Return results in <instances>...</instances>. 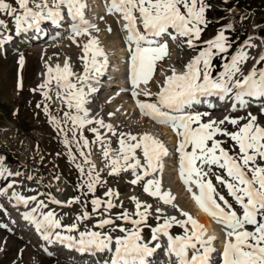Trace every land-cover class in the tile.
Returning a JSON list of instances; mask_svg holds the SVG:
<instances>
[{"label": "snow or ice", "instance_id": "1", "mask_svg": "<svg viewBox=\"0 0 264 264\" xmlns=\"http://www.w3.org/2000/svg\"><path fill=\"white\" fill-rule=\"evenodd\" d=\"M15 2L18 9L5 0H0V13L14 19L17 34L32 29L38 31L43 21L57 24L65 18L62 13L66 10V16L72 22L68 37L72 43L80 47L76 38L88 37L87 42L82 45L83 55L79 57L83 62V73L77 75L68 59H65L62 66L57 64L52 67L46 64L47 70L42 83L32 91L40 90L45 100L43 110L48 115L49 122L64 133L62 143L81 176L77 187L84 197L92 194L93 198L82 203L81 196L61 201L50 192L24 195L16 190L18 181L15 179L8 182L6 187H0V195L7 196L11 190L9 199L14 201L13 207L19 208L22 205L27 209L21 213L22 219L34 227L41 239L49 243L59 242L80 252H110L111 256L105 264H146V257L161 248L159 242L153 247L149 243L159 241L161 237L166 238V252L174 258L172 264H217V261L219 264H264V125L259 120V116H264V106L260 107L259 116L249 111L246 116L241 117L225 114L222 118H213L208 111L194 110L195 105L215 109V100L228 104V112H235L238 108L247 109L253 100H264V67H257L264 61V51L258 58L250 56L247 49L256 47L251 43L252 37L247 38L230 56L228 53L232 42L225 32L233 28L231 23L221 27L214 37L201 42L204 27L209 23L205 13L210 5L205 0H110L106 4L107 13H119L124 21L128 80L133 98L138 95L136 89L141 84L147 85L152 79L157 62L168 55V42L164 37L172 41L183 38L187 48L195 50V54L184 65L182 73H177L172 68L171 75L165 77L158 92H143L146 97L155 95L154 102L136 100V104L143 116L170 128L175 134L177 172L185 190L198 208L222 227L223 249L217 256V249L214 247L216 237L208 235L201 223L189 212L183 211L175 203L176 196L163 191L161 180L155 177L156 173L163 171V158L170 156L164 142L149 133L117 134L111 124L89 117L86 107L88 95L95 91L90 81L97 80L102 74L107 67L108 58L98 39L91 34L90 30L99 29L85 18L87 5L84 0ZM0 26L7 30L4 20H0ZM108 31L111 32V28ZM10 38L4 36L3 40ZM217 57L222 61L221 70L213 75L217 67L213 60ZM249 59H255V63L245 74L243 69ZM19 64L23 66V56L19 58ZM21 86L18 80L17 89ZM53 88L56 98L67 108L62 118L51 115L49 111L47 101L52 99L50 93ZM36 107L40 108L41 105L38 103ZM204 117L209 118L204 120ZM61 124L64 127H60ZM89 125L99 126L87 128L95 135L91 142L84 136L86 126ZM225 125H232L236 130L229 131ZM100 128L118 136V148H111L110 142L99 131ZM68 132L71 133V138ZM218 137H225L233 142L231 149H226L223 146L226 140ZM91 144L100 145L109 175L130 172L133 177L130 184H142L143 193L171 206L183 218L166 214L164 209L155 207L158 223L151 227L147 220L152 215L153 205L131 196L129 200L134 205V211L123 209L113 219L111 210L123 208V201L116 203L119 193L111 188L103 194L107 199L95 197L97 186L102 181L90 158ZM73 146L82 158L81 162H76ZM214 168L220 171L214 172ZM22 175L19 171L9 170L3 157H0V179L8 180L9 177ZM212 176L227 195L213 183ZM26 179L33 180V177L28 175ZM57 191L61 189L57 188ZM40 196L46 197L48 203L39 199ZM49 203L64 207L81 204V212L75 216L73 223L65 225L55 211H45ZM88 203L92 207L91 213L87 211ZM101 208L103 213H100ZM94 214L101 215L102 218L92 228L80 230V223L92 219ZM117 220L123 223L117 224ZM125 224L131 227H125ZM107 226H112V231L118 230L122 235L113 237L109 232L103 231ZM173 226L180 227L182 233L171 234ZM7 227L0 223V228ZM144 227H150L149 242H145L142 236Z\"/></svg>", "mask_w": 264, "mask_h": 264}, {"label": "rangeland", "instance_id": "2", "mask_svg": "<svg viewBox=\"0 0 264 264\" xmlns=\"http://www.w3.org/2000/svg\"><path fill=\"white\" fill-rule=\"evenodd\" d=\"M84 1L87 2V0ZM99 1L100 6H97L94 14L95 16L93 15V18L90 21L92 24L96 25V28L99 29V31L91 30V32L97 35L102 41L104 38H106L109 41L122 39V41L124 42L125 35L123 26L120 23V14L118 15V13H107L106 2L109 0H106V2L104 1L105 3H103L102 0ZM5 2L18 9V5L16 4L15 0H5ZM205 3L210 5L205 13L206 19L209 21V23L207 24V27H204L203 25L201 26L204 27V31L201 35V42L214 37L221 27L228 25L231 20H234L235 22L233 25V30L231 29L225 32V35L228 36L229 40L232 42V48L229 50L228 55L230 56L232 53H234L236 49L247 38L252 37L251 43L255 44L256 47L247 50L251 57L258 58L257 56L260 50L263 48L264 51V0H227V2H225V0H205ZM29 6L31 7L32 5L30 4ZM181 10L183 11V9ZM0 20L5 21L7 30L12 29V24L14 23H12V21H14L12 17L7 16L5 13H0ZM68 22L72 23L71 21ZM65 25L66 27L61 30V32H59L58 36H54L52 34L46 35L45 33V35H43L41 39V42L39 41L40 43L36 39H34L33 42L36 45L34 43H27V45L26 43H21L19 46H15L11 45L12 42L9 43L10 41H8L7 45L0 43V157H3L4 164L9 168V170L13 171L18 168V171H20L23 175L25 174V179L28 175H31L33 177V180L26 179L25 181L21 182L19 190L21 188V191L23 193L34 195L38 192H50L53 196H55L56 199H59L61 201H67L70 198L81 196L83 203L85 201H90L93 198V195L89 194L87 197H84L81 190L77 187L81 182V176L76 168V163L69 159L68 150L62 143L64 139V133L60 132V130L56 126L49 122V117L43 110L45 100L41 95L40 90L32 91V89H37V86L42 83L44 79V73L47 70L46 64L54 67L53 63L50 64V61H47L48 55L41 54V52L39 51V47L37 46L51 47L52 45L51 49L55 52L58 49L57 44H59V41L67 40L72 43V41L68 38L70 35L71 24L67 23ZM109 28H111V32L108 31ZM7 30H5L4 27L0 26V35L3 34V31ZM256 33L259 38L256 36ZM251 34L254 36H251ZM16 37L17 36H15L14 34L12 36V39ZM79 39H82L83 43H85L87 42L88 37L81 36L79 37ZM167 42L168 48H172L174 46L175 49L179 51L178 55L182 56V59L184 60L190 59L195 54V50L188 49L187 46L183 43V38H178L174 43H170L168 40ZM82 45L83 44H81V46ZM68 52L72 55H76L75 61H78L75 62L72 70L77 75L83 73V62L79 59L80 55H78L79 47L74 48L73 50L69 49ZM82 53L83 52H81V54ZM21 56L24 57V64L22 67L19 64V58ZM160 62L161 61L157 62L152 77L157 75ZM221 63L222 61L219 57L213 60V64L217 66L214 73L221 70ZM254 63L255 59L248 60L243 69L245 74L252 68ZM257 67H264V61L257 65ZM104 77L105 76L101 77V82H103L102 80ZM158 77L155 78L156 81H154V83L156 84L153 83L152 86H150L146 91H149L151 93H156L159 91ZM111 79L115 80L113 77H111ZM18 80L22 85L19 90L17 89ZM73 82H75V80H73ZM118 82L119 80L114 81L112 84L103 83L104 85L101 86L102 88H100L98 92L100 94L99 96L103 97L102 103L104 105L101 106L99 104H96L94 108L103 109L105 107H108L106 106V101L111 100L112 93L116 92L115 87L116 85H118ZM117 90L119 91L120 88H118ZM130 91H132V89H130ZM118 93L122 94V90H120ZM50 95L52 96V99L47 101V103L51 115L56 116L57 118H62L63 112L67 111L66 106H64L62 102L56 98L55 88H53V91L50 93ZM117 96L118 95H116V97ZM127 99H130V97L127 96ZM155 99V95L146 97L143 94L141 96L142 102H154ZM119 102L121 104L123 103L122 100H119ZM38 103L41 105L40 108L36 107ZM108 111L106 114H102V117H104L106 123H108L110 120L111 123L108 124L114 126V124L116 125L118 122H120L118 128L124 127L121 132H131L132 134L137 135L138 126L132 122V117L128 113L127 116V114L125 113L126 109L123 111L124 113L122 112V114L120 115L118 114V112H115V115L119 118H113V120L107 118V115H109ZM204 111L207 110H201L200 112ZM208 112L211 113V116L214 115V112ZM248 112L249 111H237L232 112L229 115L233 117H241L246 116ZM250 112L253 115L259 116V109H253L250 110ZM93 114L96 115V113ZM96 117L98 116L96 115ZM208 118L209 117H204V120H207ZM259 120L260 123L264 125V116H259ZM243 122L246 121H241V123ZM225 126L229 131L236 130L232 125ZM60 127H64V125L61 124ZM91 127L99 126H86L84 136L90 142L95 139L94 133L87 130V128ZM103 129L104 128H100L99 131L110 142L111 148H118V136H113L112 133L108 132L106 129ZM67 134L69 138H71V133L68 132ZM7 136H10L11 140H7ZM218 139L226 140V143H224L223 146L226 149H231L233 142L227 140V138L225 137H218ZM174 150L175 147L172 151V161H176L178 159V155ZM85 151L87 152L88 149H85ZM73 153L77 156L76 162H81L82 158L79 157V154L75 151V146H73ZM137 154L140 155L139 152ZM94 156L98 158V162H101V164L103 163L104 168H107L105 167L106 161L102 157L101 147L99 144H91L90 158L91 161L96 165L97 163L94 162ZM96 170L100 173L102 183L97 186L96 192L94 194L95 197L107 199L103 195L104 192L107 191V181L111 180V182L113 181V183L118 184L117 193H119V199L116 200V203L119 204L120 201H123V208L116 207L111 210L110 215L113 219L115 218L116 214L123 211V209H127L129 212L134 211V205L129 200V197L131 196H136L137 198L142 197L147 201L149 200V202H151H148L149 204L155 205L157 207L159 205H163L165 209H168V212L166 214L176 215L178 218H182L180 217V214L176 212L171 206L164 205L157 198L150 197L147 194L143 193L142 184H130L129 181L132 179L130 172H122L119 175H110L108 176L110 179L106 181L105 178L107 177V175H105V170L109 172V169H105L103 173L100 170V166L96 165ZM213 171L219 172L220 170L214 168ZM221 174L223 173L221 172ZM57 177H59L58 180L56 179ZM155 177L161 180L163 191H169L174 194V196H176L175 203L177 205H179L180 203L184 204L181 208L182 210H184L183 207L187 205L188 202L190 203V201H188L189 199H186V197L183 196V187L178 182L173 181L174 179L172 180L169 177H164L161 172L156 173ZM211 178L213 180V183L216 184L215 177L212 176ZM10 179L11 177H9L8 180L2 179L6 182L5 184H2L0 182V187H6ZM60 180L64 182L63 198L61 197L60 191L53 189ZM30 182L33 184L30 185ZM33 185H36V188ZM216 186L221 192L227 195L226 191L220 185L216 184ZM27 188L36 191L25 192V189ZM128 188L130 189L129 192L127 190ZM121 195L124 196L121 197ZM39 199H43L45 200V203H48L46 197L44 196H40ZM229 201L232 202L230 198ZM155 206H153V209L151 210L152 215H150L147 220V224L151 227L156 226V224L158 223L155 218L157 215L154 211ZM47 209H52L53 211H55V213L59 217H62V222L65 225H68L70 224V217H72L75 212H81V204H74L70 207H64L61 205L49 203ZM91 210V204L88 203L87 211L91 213ZM100 213H103V208L100 209ZM100 218H102L101 215L94 214L92 219L84 222L87 223L90 228H92V226ZM0 223L6 224L8 226V217L7 219H5L4 211H2L1 209ZM116 223L121 224L123 222L117 220ZM124 226L131 227L127 224H125ZM249 229L251 230V226H249ZM94 230L100 231V229ZM104 230H107L105 232H109L113 237L122 234L118 230L112 231V226H107L105 229H103V231ZM8 231L9 227H7V229L0 228V242L3 239V236L7 235V237L9 238V240L1 243V250L3 251V255L0 256V264H68L66 260L61 256H50V252L42 253L41 251H39V249L35 248L34 245H39L40 240L35 243L34 240L25 237V234L24 236L23 234L16 233L15 231H9L10 233ZM170 232H172L173 234H181L182 229L178 226H173V228L170 229ZM150 234V227H144L142 230V236L145 241L149 240L148 238ZM28 245H32L34 247H31L33 253H31V256L29 258H27L25 251V247ZM68 262L69 264L73 263L71 261ZM217 263L219 264L218 261Z\"/></svg>", "mask_w": 264, "mask_h": 264}, {"label": "bare ground", "instance_id": "3", "mask_svg": "<svg viewBox=\"0 0 264 264\" xmlns=\"http://www.w3.org/2000/svg\"><path fill=\"white\" fill-rule=\"evenodd\" d=\"M87 1H89V4H88V6H89V10H88L89 16L93 17V15L95 14V10L97 9V6L98 7L100 6L99 5L100 1L99 0H87ZM84 2H86V1H84ZM109 2H110V0L107 1L106 4H108ZM64 14H66V11H64L62 13V15H64ZM87 14L85 12V18L90 21V19H89L90 17ZM118 15H119V13H118ZM68 19H69V21H71L70 18H68ZM13 22L14 21H12V23ZM120 23L123 26L124 21H123L122 18H120ZM47 24H49V21H43V22H41L40 28H39L38 31L35 30V29H32V30H29L27 32H21V33L17 34L16 31H15V24L13 23L12 24V26H13L12 29H9L7 31H3V34L0 35V41H2L0 43L7 45L8 44V41H10L9 43L12 42V45L19 46L21 44V43H19V40H22L23 42H25L26 45L29 42H30V44L34 43L33 42L34 39H36L38 42L39 41L41 42V38L42 37L40 36L41 35L40 34V30L44 26H47ZM137 24L139 25V20L137 21ZM54 29H52V31L54 33H56V31ZM252 31H255V30H252ZM14 34L17 37L12 39V36ZM91 34L98 39L100 47L103 48L104 52L107 55V58H108L107 67H108V69H106L107 68L106 67L105 70H103L102 74L100 75L101 77L105 76L103 78V80H102L103 82L100 81L102 78L99 77V76H98L97 80L90 81V84H91L92 88L95 89V91H92L88 95V103H87L86 107L88 108V111H89V117L90 118H93V119H102L105 122V119H104V117H102V114L103 113L106 114L107 111H108V108H109V111L108 112L109 113H112V115L111 116L107 115V118H109L111 120H113V118H116V119L119 118L118 116L115 115V112H118V114L120 115L126 109V112L125 113L126 114L128 113L132 117L131 118L132 122L135 125L138 126V129H137L138 130V133H137V135H141V134H144V133H149V134L153 135L154 137H156L158 139H161L164 142L165 146L169 150L170 156L163 158L164 168H163V171H160V172H161V174H163L164 177H169L172 180L174 179L173 181L178 182L183 187L184 192L182 194H183V196L186 197V199H189L188 201H190V203L188 202V204L183 207L184 208L183 211L189 212L199 223H201L204 226V228L207 230V234L208 235H211V236H215L216 237V240L214 241V247L217 249V256H218L219 252H221L222 249H223L224 235H223L222 227L219 226V225H217V224H215L211 220L210 217H208L205 213H203L198 208V206L195 204V202L191 199L190 194L185 190V187L182 184V182H181V180L179 178L178 172H177L178 159L176 161H174V160L172 161V158H173L172 157V154H173L172 151H173L174 147L176 146V140H177L175 134L171 131L170 128H168V127H166L164 125L156 124L150 118L148 119V118H146V116H143L140 113V111H139V109L137 107V104H136V100H140L142 102V100L140 99V97L143 95V92L145 90L149 89V87L152 86V84L154 83V81H156L155 78H157L159 76L158 77L159 78V86L162 85L165 77L168 76V75H171V69L172 68H175V70H176L177 73H182L184 71V65L191 58L190 59H187V60H184V59H182L183 58L182 56L178 55L179 54V51H177V49H175L174 46L172 48H168V55L165 56V58L163 60H161V62L159 64V67H158L157 75L154 76V77H152V79L149 80V82H148L147 85L141 84L136 89L138 95L135 98H133L132 91H130L131 84H130V82L128 80V76H127V73H128V52H127V45L125 44V42L122 41V39L115 40V41H109L106 38H104L103 41H102L101 39H99V37L97 35L93 34L92 32H91ZM99 34H101V33H99ZM124 35L126 36V32L125 31H124ZM4 36H10L11 38L10 39H7V40H3V37ZM76 39H77V41H78V43L80 45V47H79V54L78 55L81 56L83 54V53L81 54V52H82V46H81V44H83V40L82 39H79V37H77ZM57 45H58V49L55 52L51 49L52 45H51V47H45V46H37V47H39V51L41 52V54H47L48 55L47 61H50V64L53 63L54 64L53 65L54 67L57 64H60L62 66L63 63H64V61H65V59H68L70 65H71V67L73 69V67L75 65V62L77 61V60L75 61L76 55L70 54L68 52V50L69 49L70 50H73L74 48H78V46L76 44H73V43L67 41V40L66 41L65 40L64 41L61 40V41H59V44H57ZM124 71H125V73L126 72L127 73L126 74H123ZM121 72H122V74H121ZM111 77H113L115 80L111 79ZM118 80H119L118 85L115 84L116 85V87H115V91L116 92L115 93H112V98H111L110 101H106V104H107L106 106H108V107H105L103 109H101V108H97V109L94 108V106L96 104H99L101 106L104 105L102 103L103 97L102 96H99L100 94L98 92V90L100 88H102L101 86H103L105 83H109V84L111 83L112 84L114 81H118ZM154 84H156V83H154ZM98 85H100V87L99 88H96ZM118 88H120V90L123 91L122 94L121 93H118L120 91V90L119 91L117 90ZM116 95H118V96L116 97ZM127 96H130V99H127ZM119 100L120 101L122 100L123 103L121 104L119 102ZM215 103L218 104V105L220 104L218 101H215ZM219 109L220 108L207 109V110H209L211 112L212 111L218 112L217 110H219ZM216 112L212 116L213 118H218L219 117V115ZM93 113H96V115L98 117H96V115H94ZM128 114H127V116H128ZM108 123H111L110 120H109ZM108 123H106V124H108ZM119 123L120 122H118L116 125L114 124V126H113V128L116 130V132L118 134L124 128V127L123 128L122 127L118 128V126L120 125ZM122 124H124V123H122ZM122 124H121V126H122ZM95 126H97V125H95ZM6 139L7 140H11L10 136H7ZM97 160H98V158L95 157L94 158V162L97 163L96 165H99L100 166V170L102 172L105 169H107V168H104L103 163L101 164V162H98ZM103 168H104V170H103ZM17 169L16 170H13V172H16V171L19 170V169L18 170ZM24 175H22L21 177H13V178L11 177V179H15V180L18 181V184L15 186L17 191H20L24 195H28L26 193H23L21 191V188L19 190V186L21 185V182L26 180ZM105 175H107V177L105 178L106 181L109 180L110 178L108 176H110V175L108 174L107 170H105ZM11 179H10V181H11ZM63 183L64 182L62 180H60L57 183V185L53 188L55 190H57V188L61 189L60 192H61V197L62 198L64 197V195H63V192H64ZM29 184L32 185L33 183L30 182ZM33 186L35 187L36 185H33ZM30 187H28V188H30ZM117 187H118V184L113 183V181L111 182V180L107 181V190L109 188H111L114 192L117 193V189H118ZM127 190H128V192L130 191L129 188ZM10 195H11V190H9V193H8L7 196H4V195L3 196H0L5 201V204L8 207V211L9 212L8 213H4V215H5V219H7V217H8V227H9V229H11V231H15L16 233H21L23 235L25 234L26 235V236L24 235L25 237L34 240L35 243L38 240H40L39 245H37V244L34 245L33 244L35 246V248L39 249V251H41V252L51 251L52 250L51 249L52 247L47 246L48 242L42 240L41 237H40V234L38 236L36 234L34 235L33 232H36L35 229H34V227L31 226L30 224H28V222H26V221H24L22 219L21 213L24 212V211H26L27 209H25L22 205L19 206V208L13 207L14 201H11L9 199ZM124 195H125V193H124ZM123 196L121 195V197H123ZM138 199L141 200V201H143V202H146L147 204L151 203V202H149V200L147 201V200H145L142 197H139ZM129 203H131V202H129ZM183 205H184L183 203H180L179 204V207L182 208ZM153 206H155V205H153ZM155 207H157V206H155ZM155 207H154V209H155ZM158 207L164 209V212L165 213L168 212L167 211L168 209H165V207L163 205H159ZM48 210H52V209H45V211H48ZM78 213L75 212L72 215V217H70V224L74 222L75 216ZM57 217L60 218V219H62L61 216L59 217L57 215ZM182 218H180V219H182ZM79 227H80V230H84L85 227L90 228L88 226V224L85 223V222L80 223ZM73 234L75 235L76 233H73ZM7 240H9V238L7 237V235L6 236H3V239L0 242V256L3 255V251L1 250V245H2L1 243H4ZM155 243H157V242L149 243V246L152 247V246L155 245ZM31 247H33V246L32 245H28V246L25 247V251H26L27 258H29L31 256V253H33ZM113 247H114V245H113ZM41 249H43V250H41ZM92 253H94V257L97 258V257H99V255L101 257V254L103 252H96V251H94ZM109 253L110 252H107L106 251V257H108ZM103 254H105V252ZM86 255H89V253L86 254ZM59 256L63 257V259H65L68 264H69L68 261L73 262L71 264H82L79 261L80 256H78V254L76 253L75 250L74 251H71L70 250L68 252H67V250H65L61 254H59ZM164 257L165 258H168L169 257V255L167 254L166 250L164 251ZM89 258H90V260L88 259V262L86 264H92L93 258H91V256ZM106 260H107V258H106ZM173 261H174V258L172 260L170 259L168 261H165V262L159 263V264H172ZM98 264H103V262L99 261Z\"/></svg>", "mask_w": 264, "mask_h": 264}, {"label": "trees", "instance_id": "4", "mask_svg": "<svg viewBox=\"0 0 264 264\" xmlns=\"http://www.w3.org/2000/svg\"><path fill=\"white\" fill-rule=\"evenodd\" d=\"M234 22H235L234 20H231V21H230V23H231L232 25H234ZM232 30H233V28H232ZM6 157H7V155H6ZM8 159H9V158H8Z\"/></svg>", "mask_w": 264, "mask_h": 264}]
</instances>
